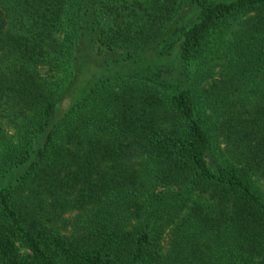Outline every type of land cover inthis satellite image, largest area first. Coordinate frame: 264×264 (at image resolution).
Segmentation results:
<instances>
[{
  "label": "trees",
  "instance_id": "1",
  "mask_svg": "<svg viewBox=\"0 0 264 264\" xmlns=\"http://www.w3.org/2000/svg\"><path fill=\"white\" fill-rule=\"evenodd\" d=\"M0 264H264V0H0Z\"/></svg>",
  "mask_w": 264,
  "mask_h": 264
},
{
  "label": "rangeland",
  "instance_id": "2",
  "mask_svg": "<svg viewBox=\"0 0 264 264\" xmlns=\"http://www.w3.org/2000/svg\"><path fill=\"white\" fill-rule=\"evenodd\" d=\"M169 42L172 44L171 48L160 49L159 47H154L140 53L137 56L138 58H136L138 64H132L134 66L124 63L117 64L110 60H103L105 62L101 61V63L99 62L100 60L95 61L94 56L88 58L87 61L90 65L87 66L83 74L86 81L91 84L88 89L100 80L129 77L128 75H130L135 66V69L138 71L136 74L138 77L150 78L153 76L151 73L155 74L154 77L167 78L166 75L170 77L171 72L180 70L181 64H177L178 57L174 51L177 43L176 35L170 37ZM74 94L63 104V110L68 109L79 98H76L77 92Z\"/></svg>",
  "mask_w": 264,
  "mask_h": 264
}]
</instances>
